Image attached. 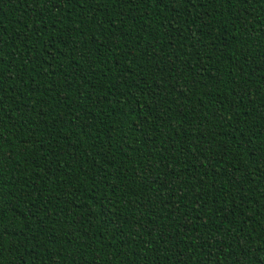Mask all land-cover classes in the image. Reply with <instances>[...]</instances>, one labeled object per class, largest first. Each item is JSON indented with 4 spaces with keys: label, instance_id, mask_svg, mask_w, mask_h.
I'll use <instances>...</instances> for the list:
<instances>
[{
    "label": "trees",
    "instance_id": "1",
    "mask_svg": "<svg viewBox=\"0 0 264 264\" xmlns=\"http://www.w3.org/2000/svg\"><path fill=\"white\" fill-rule=\"evenodd\" d=\"M0 264H264V0H0Z\"/></svg>",
    "mask_w": 264,
    "mask_h": 264
},
{
    "label": "snow or ice",
    "instance_id": "2",
    "mask_svg": "<svg viewBox=\"0 0 264 264\" xmlns=\"http://www.w3.org/2000/svg\"><path fill=\"white\" fill-rule=\"evenodd\" d=\"M2 232H3V226L0 225V233H2Z\"/></svg>",
    "mask_w": 264,
    "mask_h": 264
}]
</instances>
